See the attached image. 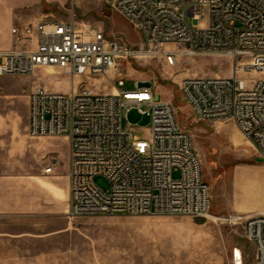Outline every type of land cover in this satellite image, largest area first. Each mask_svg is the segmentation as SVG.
<instances>
[{
	"label": "built area",
	"instance_id": "2783aa9c",
	"mask_svg": "<svg viewBox=\"0 0 264 264\" xmlns=\"http://www.w3.org/2000/svg\"><path fill=\"white\" fill-rule=\"evenodd\" d=\"M135 26L138 48L119 36L93 33L74 20L42 18L11 29L12 44L0 50V76L39 68L59 69L72 80L62 92L36 84L29 95V134L66 137L70 145L68 216L186 215L207 217L211 189L201 158L170 101L151 85L98 92L76 80L106 75L134 57L222 54L233 60L230 76H191L181 96L198 120L232 119L264 159V0H104ZM123 85V80H119ZM149 116L145 137L133 136L127 114ZM128 126L125 127L124 121ZM57 160L46 166L51 173ZM176 174V175H175ZM106 179L108 186L97 184ZM241 224L264 264V212L213 216Z\"/></svg>",
	"mask_w": 264,
	"mask_h": 264
},
{
	"label": "rangeland",
	"instance_id": "374dc122",
	"mask_svg": "<svg viewBox=\"0 0 264 264\" xmlns=\"http://www.w3.org/2000/svg\"><path fill=\"white\" fill-rule=\"evenodd\" d=\"M38 18L74 20L106 37L119 36L141 46L139 32L104 0H35ZM233 60L222 54L177 56L175 65L163 57H134L119 62L106 75L76 80L98 92L135 89V81L151 85L176 110L180 127L192 138L210 185L212 206L207 217L186 215H80L65 212L29 214L0 220V264H256L255 248L241 224L215 221L213 216L264 212V159L232 119L198 120L179 83L191 76H230ZM252 78L263 75L249 74ZM123 80V85L119 84ZM36 84L69 92L72 80L53 67L33 73L0 76V121L4 141L5 177L31 178L56 159V172L66 162V137L29 134V95ZM58 87V88H56ZM133 136L145 137L149 116L135 109L127 114ZM125 127L128 126L124 121ZM176 175V174H175ZM103 188L108 183L99 176ZM21 187L22 199H29ZM25 194V195H24ZM65 208V205L63 206ZM24 209L26 211L24 212Z\"/></svg>",
	"mask_w": 264,
	"mask_h": 264
},
{
	"label": "crops",
	"instance_id": "0c3cea01",
	"mask_svg": "<svg viewBox=\"0 0 264 264\" xmlns=\"http://www.w3.org/2000/svg\"><path fill=\"white\" fill-rule=\"evenodd\" d=\"M39 19L42 18L37 16L35 0H0V50L11 47L12 27L33 23ZM2 122L0 121V220L21 216V206L27 207L29 214L31 212L36 214L38 208L44 214L65 212L68 215L70 145L68 144L67 160L62 171L56 172V165L51 173H46L45 166L35 172L30 179H21L12 175L6 178L4 175L5 143L1 136L7 128ZM22 186L25 187V192H28L29 199H22ZM64 205L65 208H63Z\"/></svg>",
	"mask_w": 264,
	"mask_h": 264
},
{
	"label": "bare ground",
	"instance_id": "6f19581e",
	"mask_svg": "<svg viewBox=\"0 0 264 264\" xmlns=\"http://www.w3.org/2000/svg\"><path fill=\"white\" fill-rule=\"evenodd\" d=\"M115 89V88H114ZM114 91H116V90H114Z\"/></svg>",
	"mask_w": 264,
	"mask_h": 264
},
{
	"label": "trees",
	"instance_id": "16d2710c",
	"mask_svg": "<svg viewBox=\"0 0 264 264\" xmlns=\"http://www.w3.org/2000/svg\"><path fill=\"white\" fill-rule=\"evenodd\" d=\"M261 161V159H259Z\"/></svg>",
	"mask_w": 264,
	"mask_h": 264
},
{
	"label": "water",
	"instance_id": "95a60500",
	"mask_svg": "<svg viewBox=\"0 0 264 264\" xmlns=\"http://www.w3.org/2000/svg\"><path fill=\"white\" fill-rule=\"evenodd\" d=\"M261 159V158H260ZM262 160V159H261Z\"/></svg>",
	"mask_w": 264,
	"mask_h": 264
}]
</instances>
